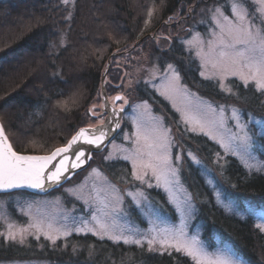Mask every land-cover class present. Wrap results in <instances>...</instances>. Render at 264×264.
Wrapping results in <instances>:
<instances>
[{"label": "trees", "instance_id": "trees-1", "mask_svg": "<svg viewBox=\"0 0 264 264\" xmlns=\"http://www.w3.org/2000/svg\"><path fill=\"white\" fill-rule=\"evenodd\" d=\"M229 1L73 0L74 3L64 4L62 0H0V117L14 149L34 155L53 146H64L87 122L84 112L102 83L101 69L107 58L117 59L113 57L115 50H125L129 44L133 47L139 42L144 44L143 37L157 31L168 36L167 43L150 48L151 63L173 64L179 69L183 83L203 98L216 105L232 101L245 116L251 114L264 119V95L253 84L244 85L231 79L228 82L232 94L222 92L217 82L201 78L198 61L181 44L184 35L180 24L167 31L168 20L180 14L189 27V34L195 28L204 33L206 28L202 22L211 19L212 9L223 7L228 12ZM241 1L250 11L254 9L252 0ZM156 8L157 13L149 15ZM103 48L107 50L100 60L95 52ZM124 50L119 53L125 54ZM136 85V97L156 108H166V120L171 118L174 126L179 125L187 137V145L211 167L216 187L228 201L242 210H264V171L247 168L234 156L224 154L209 138L186 131L177 123V116L168 104L146 83ZM78 86L85 89L84 100L71 105L69 95ZM68 100L64 105L68 109H61L62 103ZM177 151L178 148H174V155ZM98 155L94 154L93 160ZM260 157L264 160L262 155ZM220 166L225 169L223 175ZM101 167L113 180L116 172L130 173V166L124 161L102 162ZM181 177L195 197V222L203 224V239L209 248H215L219 242L232 247L250 264H264V232L256 227L258 223L253 215L238 216L222 206L217 200L216 188L207 183L201 168L193 163L182 168ZM148 192L175 219V211L166 203V195L156 189ZM63 242L54 246L48 241L44 243L42 249L46 251L47 261H58V264H194L180 252L149 251L145 246L113 243L91 235L67 239L64 249ZM2 252L0 257H7L6 252Z\"/></svg>", "mask_w": 264, "mask_h": 264}, {"label": "rangeland", "instance_id": "rangeland-1", "mask_svg": "<svg viewBox=\"0 0 264 264\" xmlns=\"http://www.w3.org/2000/svg\"><path fill=\"white\" fill-rule=\"evenodd\" d=\"M62 1L64 4L73 2V0ZM252 1L254 3L252 11L241 0H230L227 4L229 5L228 12L223 7L212 9L211 19L202 22L206 28L204 33L195 28L189 34V27H187L186 22H183L184 17H179L180 14L168 20L167 31L177 28L180 24L182 35H184L181 44L198 61L201 78L217 82L220 90L226 94H232L229 80L235 79L244 85L245 83L239 76L231 74L224 76L222 74V67L226 61L220 55L222 46L217 40L220 30L216 27L215 21L219 19L223 22V16H228L229 20L236 22V17L232 11V6L236 4L238 5V11L246 10L248 13L244 21L245 25L250 20L255 21L253 33L256 35L257 40L261 39L258 32L260 20L257 19L260 16L261 6L257 3V0ZM150 12L152 16L155 15L157 8L154 9V12L153 10ZM166 37L168 36L159 31L146 35L143 37L145 39L144 44L139 42L136 47L129 44L125 50L124 48L115 50L117 53L124 50L125 54L117 56V59L108 57L102 66L101 77L105 76V94L102 93L101 83L94 99L90 101L85 109L84 119L87 122L85 121L84 126H92L104 121L106 118V99L113 106L111 109L112 114L113 109L118 114L114 117L116 121L123 115V119L120 120V128L122 129L126 125L120 131L118 138L114 139L103 152L104 154L101 153L102 155L96 156L82 174H78L72 181L48 195L40 196L25 192L0 195V246H3L0 247V252L3 251L7 254V257H0V264H58V261L51 263L46 260V251L42 249L44 243L48 241L54 246L58 242L64 241V249L67 247V239L75 235H91L100 240L122 244H125L123 239L117 241L114 238L117 236L127 237L129 241L141 239L144 241L141 245L131 242L125 245L145 246L147 248V239L156 236L157 243L153 245V250L171 252L175 250L173 248L162 249L159 240L165 235L163 230L175 231L180 229L182 219L187 238L191 239L195 236L198 246L202 247L209 255L216 253L218 249L227 248L230 249L229 254L232 255L233 259L238 260L240 264H250L238 256L229 245L218 242L215 248H209L207 242L203 239V224L195 222L197 215L195 199L193 201L195 211L191 215L186 214L183 218L180 212L176 210V205L169 203L175 211V219H173L166 208L163 209L157 204L148 192L152 189L160 190L169 199V194L165 191L163 182H161L159 188H148L147 184H141L132 176L131 158L134 157L137 151L142 150L147 153L149 150L148 144H153L159 138L166 137V142L170 144L167 150L168 155L174 157V148H178L177 154L184 157L180 162L174 159L170 160L169 162L173 168L182 169L190 162L200 167L207 183L212 188H216V197L219 193L217 200L222 206L226 207L227 205L226 208L234 211L238 216L253 215L258 224L264 223L263 209L242 210L223 196L219 187H216V181L210 172L211 167H208L203 158L194 151V148L187 145V137L179 129V125L175 124L174 126L171 118L168 121L166 120L164 112L167 110L165 107V109L156 108L150 102L140 100L135 96L137 82L146 83L168 104L170 110L177 116L176 121L180 126L188 129L189 132L209 138L222 149L224 154L234 156L247 168L264 171V160L260 157V155L264 157V142L260 139L261 135L264 134V119L251 114L245 116L240 110L241 108L232 101L224 105H216L203 98L183 83L179 69L173 64L159 66L151 63L149 58L150 48L158 47L157 45L162 44L164 41L167 43ZM106 50L105 48L98 49L95 54H99L101 60ZM239 50L244 51L243 47H239ZM128 52L130 54H126ZM245 55H248V53H245ZM110 60L111 64L108 65ZM169 65H172L173 70L169 69ZM173 80L175 83L174 90L167 87L169 81ZM249 84L254 85V82H249L247 85ZM84 93L85 89L78 86L75 92L69 95L71 105L77 101L83 102ZM118 95L123 96L124 99L115 103V97ZM68 102L69 100L62 103L61 109H68L64 106ZM127 106H130V108H127L124 113L120 111L121 108L125 109ZM0 123L3 125L10 141V133L5 129L1 117ZM245 133L253 140L247 152L240 147L242 141L237 139V137L244 136ZM137 134L140 137L139 142H137ZM10 143L12 144L11 141ZM222 144H228L230 148L225 149ZM58 147L62 146L47 148L45 152L41 148H37L36 150H41L42 153L34 155H50ZM233 151H235V155ZM188 153H191V156L187 155ZM192 156H195L200 162L193 161ZM117 161L128 163L130 173L128 174L125 171L116 172L113 175L115 180H113L101 167V163L110 164ZM145 179L153 185L156 184V180L151 176L150 171ZM177 179L180 181V185L191 194L184 185L181 174H178ZM170 188L173 192L176 191V185H170ZM140 193H143V195ZM183 198L181 194V199ZM82 223H86L88 227L93 228L96 234L93 235L86 228L79 233L73 231L74 228L80 227ZM49 224L52 225L51 231L48 229ZM101 225L106 226V230ZM65 229L71 231L72 234L65 236L63 234ZM10 230L16 234L15 240L8 238ZM47 235L58 236L59 238L53 243L47 239ZM21 236H23V243H21ZM180 253L186 255L183 252ZM189 258L191 259V257Z\"/></svg>", "mask_w": 264, "mask_h": 264}, {"label": "snow or ice", "instance_id": "snow-or-ice-1", "mask_svg": "<svg viewBox=\"0 0 264 264\" xmlns=\"http://www.w3.org/2000/svg\"><path fill=\"white\" fill-rule=\"evenodd\" d=\"M257 3L261 6L260 16L257 17L260 20L258 32L261 35V39L257 40L256 35L253 33L255 21L250 20L245 25L244 21L248 13L246 10L238 11V5L236 4L232 6L236 22L229 20L228 16H223V22L217 19L215 24L220 30L219 36L217 37L219 44L222 46L220 55L226 61L222 67V74L224 76L228 74L239 76L245 85L249 82H254L255 89L264 95V0H257ZM149 15H151V12H149ZM238 46L243 47L244 51H240ZM245 53H248V55H245ZM169 69L173 70L172 65H169ZM167 87L174 90V80L169 81ZM123 99L124 97L120 95L115 97L116 101ZM120 111L123 112L124 109L121 108ZM116 115L118 114L113 109V116L115 117ZM115 123L118 126V120ZM185 130L187 131L188 129ZM106 135L107 132L103 128L95 130L81 128L64 146L56 148L50 155H21L8 142V137L4 134L3 125L0 124V189H17L23 187L43 189L46 183L59 184L62 179H67L64 176L65 173L69 172L70 169L80 167L86 159L90 158L87 151L78 146L83 143L100 147ZM139 139V134H137V142H139ZM166 139V137H162L155 143L148 144L147 147L149 150L147 153H144L142 150L137 151L134 157L131 158L132 176L141 184H147L148 188H159L161 182H163L165 191L169 194V199L166 203L175 204L176 210L180 212L183 218L186 214L191 215L195 211L193 204L195 197L180 185L177 176L178 174H182V169L173 168L169 161L174 159L180 162L184 157L180 154L170 157L167 151L170 144L166 142ZM237 139L242 141L240 147L245 152H247L253 143L252 137L246 133L242 137H237ZM260 139L264 142V134L261 135ZM222 147L229 149L230 145L222 144ZM233 154H236L235 151H233ZM187 155L191 156V153ZM145 156L147 157L146 159ZM191 158L196 163L200 162L195 156ZM217 158L219 161V153L217 154ZM149 171L151 172V176L156 180L155 185L145 179ZM219 171L223 175L225 169L220 166ZM170 185H176L175 192L171 190ZM140 194L143 195V193ZM181 194L184 197L183 199H181ZM217 197H219V193H217ZM226 207L228 206L226 205ZM101 227L106 230V226L101 225ZM256 227L261 232H264V223L257 224ZM85 228L93 235L96 234L94 229L88 227L86 223H82L80 227L74 228L73 231L79 233L84 231ZM48 229L49 231L52 230L51 224L48 225ZM163 231L165 235L159 240L160 247L165 250L167 248H173L177 252H183L191 257L194 264H240L238 260L233 259L232 255L229 254L230 249H218L216 253L209 255L202 247L198 246V241L195 236L188 239L184 231L183 219L181 220L180 229L175 231L165 229ZM63 234L68 236L72 232L65 229ZM8 238L15 240L16 234L10 230L8 232ZM58 238V236L53 237L52 235H47V239L53 243ZM114 239L117 241L123 239L125 244L131 242L141 245L144 242L141 239L129 241L127 237L119 236ZM21 243H23V236H21ZM156 243V236L147 239L149 251L153 250V245Z\"/></svg>", "mask_w": 264, "mask_h": 264}, {"label": "water", "instance_id": "water-1", "mask_svg": "<svg viewBox=\"0 0 264 264\" xmlns=\"http://www.w3.org/2000/svg\"><path fill=\"white\" fill-rule=\"evenodd\" d=\"M136 46H137V44L134 47H136ZM120 55H122V54L121 53H115V54H113V57L114 56H120ZM110 64H111V60L108 63V65H110ZM101 82H102V93L105 94V83H104L105 82V76H103ZM114 102L116 103L118 101L115 100ZM112 107L113 106H112L111 102L108 99H106V101H105V115H106V118L104 119V121H102V123H99V124H96V125L81 127V128H85V129H92V130L103 128L107 132V135H106L103 143L100 145V147H96V146H93V145H87V144H83V143H81L78 146V147H82L83 149H85L87 151V153H88L90 158L86 159L84 161V163L80 167H78L76 169H70L69 172L65 173L64 176L67 177V179H62L59 184L46 183L45 187L43 189H33V188H28V187L17 188V189H0V195L11 194V193H14V192H27V193H30V194L45 196V195H48V194L60 189L66 183H68L69 181H72L78 174L84 172L90 166L91 161L93 160L94 154L103 153L108 148L110 143L119 135V133L121 131L120 120L123 119V115H121L120 119H118L119 123H118V126H117L116 123H115L116 119L114 118V116L112 114V111H111ZM127 108H128V106L124 109L123 113L127 110ZM81 128H79L76 131V133ZM109 129H111V130H109ZM76 133L74 135H76ZM4 134L6 135L5 131H4ZM8 142L10 143L9 139H8ZM18 153L21 154V155H30V154H24V153H20V152H18Z\"/></svg>", "mask_w": 264, "mask_h": 264}, {"label": "flooded vegetation", "instance_id": "flooded-vegetation-1", "mask_svg": "<svg viewBox=\"0 0 264 264\" xmlns=\"http://www.w3.org/2000/svg\"><path fill=\"white\" fill-rule=\"evenodd\" d=\"M29 194V193H28Z\"/></svg>", "mask_w": 264, "mask_h": 264}]
</instances>
